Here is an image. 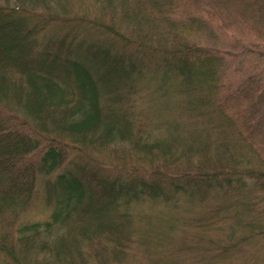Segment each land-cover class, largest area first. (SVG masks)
I'll use <instances>...</instances> for the list:
<instances>
[{
	"label": "trees",
	"instance_id": "16d2710c",
	"mask_svg": "<svg viewBox=\"0 0 264 264\" xmlns=\"http://www.w3.org/2000/svg\"><path fill=\"white\" fill-rule=\"evenodd\" d=\"M175 12L174 0H0V217L27 209L74 144L124 157L114 175L72 161L48 181V219L7 221L0 264L216 259L243 230L264 236L262 119L239 129L222 55L181 38L209 23Z\"/></svg>",
	"mask_w": 264,
	"mask_h": 264
},
{
	"label": "rangeland",
	"instance_id": "374dc122",
	"mask_svg": "<svg viewBox=\"0 0 264 264\" xmlns=\"http://www.w3.org/2000/svg\"><path fill=\"white\" fill-rule=\"evenodd\" d=\"M176 5L177 18H182L195 12L203 17L209 25L196 34H182L181 38L196 42L203 47H207L216 54L220 53L226 65L224 82L229 89L231 99L229 100L239 129L244 131V123L249 124L250 119L261 117V125L257 122L258 133L254 138L262 140L260 144L264 148V18L262 21L256 16V12L264 11V7L258 2L249 5L245 0H174ZM257 1V0H256ZM97 6L94 13H99L101 5ZM104 7L101 12L105 10ZM111 13V12H110ZM112 14V13H111ZM109 15V14H108ZM169 24L164 22L156 25L157 31L168 35L171 32ZM189 34V35H188ZM173 35L170 36V38ZM219 54V55H220ZM263 114V115H262ZM23 128L26 130V120L20 117ZM137 122L141 126L140 118ZM261 126V128H260ZM82 149L81 151H76ZM79 144L70 146V152L66 163L54 174L49 176H39L35 198L29 207L22 210L16 217H7L4 220L0 217V233H8L9 220L17 225L27 222L45 221L50 215V208L43 202L44 190L48 181L56 179L59 173L67 168L74 167L71 162L86 166L89 172L104 177L113 174L117 165H122L123 152L112 153L108 150H87ZM75 150V151H73ZM40 152L34 154V158L39 157ZM264 157V151L261 152ZM142 207V206H139ZM248 223L251 220L246 218ZM135 227L144 231L147 225L139 219L134 223ZM149 227V225H148ZM225 231L223 230L220 235ZM244 236L247 240L233 242L232 255L212 259L204 256L200 252L197 256H186L177 260L153 259L147 255V250L138 254H132L125 259L113 264H264V236L251 240L245 230L238 233L237 237ZM176 261V262H174ZM111 263V262H110Z\"/></svg>",
	"mask_w": 264,
	"mask_h": 264
}]
</instances>
